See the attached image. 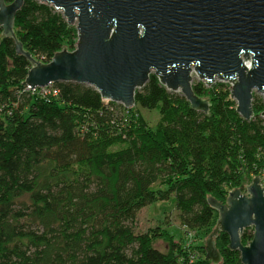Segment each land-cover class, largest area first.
I'll return each instance as SVG.
<instances>
[{
	"label": "trees",
	"instance_id": "obj_1",
	"mask_svg": "<svg viewBox=\"0 0 264 264\" xmlns=\"http://www.w3.org/2000/svg\"><path fill=\"white\" fill-rule=\"evenodd\" d=\"M1 32L0 264H212L203 241L176 240L162 222L139 233L136 217L173 199L181 228L209 236L217 213L207 199L224 203L264 173L261 96L253 94L254 116L245 121L221 82L192 83L210 102L208 115L154 75L132 109L77 83L31 91L23 84L29 63ZM14 32L42 63L77 41L75 27L38 0H24ZM139 109L158 119L150 124ZM251 239L245 230L242 244ZM228 244L224 233L215 238L220 264H242Z\"/></svg>",
	"mask_w": 264,
	"mask_h": 264
},
{
	"label": "water",
	"instance_id": "obj_2",
	"mask_svg": "<svg viewBox=\"0 0 264 264\" xmlns=\"http://www.w3.org/2000/svg\"><path fill=\"white\" fill-rule=\"evenodd\" d=\"M74 26L73 50L63 48L48 63L36 60L16 39L14 22L24 0H0V29L15 53L30 65L23 84L31 89L56 83L93 88L105 102L135 106L136 91L154 75L166 90L179 93L191 110L209 114L210 102L198 97L194 79L210 87L230 86L235 111L253 116L252 98L264 102V0H38ZM264 118V110L261 113ZM217 213L205 240V258L220 264L215 238L224 233L227 248L242 264H264V185L258 176L228 192L225 202L207 199ZM252 231L243 245L241 236Z\"/></svg>",
	"mask_w": 264,
	"mask_h": 264
},
{
	"label": "rangeland",
	"instance_id": "obj_3",
	"mask_svg": "<svg viewBox=\"0 0 264 264\" xmlns=\"http://www.w3.org/2000/svg\"><path fill=\"white\" fill-rule=\"evenodd\" d=\"M194 80L198 81L197 79ZM217 83L219 82L217 81L214 84ZM139 110L150 124H153L158 119L156 110ZM158 222H162L161 226L167 228L168 232L174 235V239H183L184 243H187V245L193 241L195 242L194 244H198L197 241H203L205 244V240L208 238V235H205L203 232L196 233L193 237V233L185 231V229L181 228L177 220V211L175 209V203L173 199L167 202H154L151 205L141 209L136 217V231L139 233L144 232L149 227L155 226ZM157 246L160 249H165L164 242L158 243Z\"/></svg>",
	"mask_w": 264,
	"mask_h": 264
},
{
	"label": "built area",
	"instance_id": "obj_4",
	"mask_svg": "<svg viewBox=\"0 0 264 264\" xmlns=\"http://www.w3.org/2000/svg\"><path fill=\"white\" fill-rule=\"evenodd\" d=\"M50 86H51V85H49V86H47V87H45V88H38V90H40V91H45V89L49 88ZM26 88H27V90H31V91L35 90V89H31V88H29V87H26ZM258 177H259V179H260V184L263 186V185H264V173H262V174L259 175Z\"/></svg>",
	"mask_w": 264,
	"mask_h": 264
},
{
	"label": "flooded vegetation",
	"instance_id": "obj_5",
	"mask_svg": "<svg viewBox=\"0 0 264 264\" xmlns=\"http://www.w3.org/2000/svg\"><path fill=\"white\" fill-rule=\"evenodd\" d=\"M242 193H244V191H242Z\"/></svg>",
	"mask_w": 264,
	"mask_h": 264
}]
</instances>
